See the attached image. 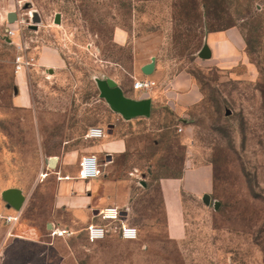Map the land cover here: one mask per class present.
Returning <instances> with one entry per match:
<instances>
[{
  "label": "rangeland",
  "instance_id": "374dc122",
  "mask_svg": "<svg viewBox=\"0 0 264 264\" xmlns=\"http://www.w3.org/2000/svg\"><path fill=\"white\" fill-rule=\"evenodd\" d=\"M9 25L19 27L12 41ZM218 31L238 52L202 58ZM18 44L35 57L23 71L27 106L15 102ZM139 80L155 85L136 90ZM191 88L199 101L175 109L166 92ZM106 92L150 98L151 115L126 119ZM111 122L128 138L116 179L139 238L112 231L92 242L78 227L70 244L80 264H264V0H0V191L24 190L21 220L47 232L56 188L42 177L55 169L47 159L88 146V128ZM188 153L212 164L214 188L209 204L185 196L186 233L174 240L158 182Z\"/></svg>",
  "mask_w": 264,
  "mask_h": 264
},
{
  "label": "crops",
  "instance_id": "0c3cea01",
  "mask_svg": "<svg viewBox=\"0 0 264 264\" xmlns=\"http://www.w3.org/2000/svg\"><path fill=\"white\" fill-rule=\"evenodd\" d=\"M118 35L120 38L124 37L122 32H119ZM207 37L213 55L221 50L238 52L235 41L231 40L227 31L210 32ZM16 80L18 85L16 92L21 93L15 97V102L27 106L30 102L28 93L30 89L25 81L24 73H18ZM179 82L175 78L172 84L176 85ZM120 93L123 97L136 101L150 100V98L137 99ZM166 94L172 98L173 106L177 110L192 106L200 99V93L195 88H191L187 92L173 90ZM112 108L118 112L113 106ZM118 113L124 116L120 112ZM150 115L151 112L148 115L126 117V119H139ZM97 126L106 130L102 138L85 137L91 141L88 146L75 147L47 159L49 164L51 158L57 159L54 170L45 169L42 173H46L45 176H42L43 180L54 179L56 181L54 221L48 223L47 232L44 233L29 222L20 219L21 209L26 201V193L21 187H9L21 189L25 197V201L19 209L11 206L3 197V192L9 188L0 191V264H80L70 242L75 239V235L79 231L78 227L85 230L90 223H107L96 216V212L100 208L108 205L117 206L125 213V219L130 223L128 219L130 208L123 206L125 198L129 196V191L127 187H124L123 179L118 177L116 179L117 169L115 167L116 159L122 157L127 151L128 138L122 133L119 123L111 122L109 128L104 124ZM184 145L187 146L186 141ZM187 150L190 151V148ZM189 153L185 157L183 167L178 175L162 177L158 182L166 215V232L168 237L174 240H181L186 233L185 196L203 198L205 194H210L214 188L212 164L207 162L194 164ZM90 154L96 155L99 159L100 175L94 179L84 180L79 176L80 161L83 156ZM66 176L69 178H65ZM11 215H19V219L8 222L5 217ZM54 226L72 230L75 233L70 236L53 235L51 228ZM112 231L111 228L107 236ZM115 234L119 237L117 233ZM82 264L108 263L87 261Z\"/></svg>",
  "mask_w": 264,
  "mask_h": 264
},
{
  "label": "built area",
  "instance_id": "2783aa9c",
  "mask_svg": "<svg viewBox=\"0 0 264 264\" xmlns=\"http://www.w3.org/2000/svg\"><path fill=\"white\" fill-rule=\"evenodd\" d=\"M18 28L19 27L15 28L13 25H9L6 29V37L9 39L13 38L16 35V33L19 31ZM18 48L21 49L22 52L20 51L18 53L17 58L15 60V64H16L15 70L17 73H20L28 70L30 66L34 64L33 62L35 57L26 54L21 44H18ZM153 85H155L153 81L139 80L136 81L134 88L136 90L149 89ZM105 133L106 130L103 127L91 126L88 128L85 137L98 139V138H102L105 135ZM99 166H100L99 159L96 155L90 154L83 156L80 161V169H79L80 178L84 180H90L98 177L100 175ZM45 175L46 173L42 174V176ZM65 178H69V176H66ZM96 216H98L101 220L106 221L107 223L105 224L90 223L86 226L85 232L87 238L90 241L94 242L106 238L111 228L115 233L119 235L120 238L124 240L134 241L139 238L138 227L136 225L128 223L127 220L125 219V213L117 206L114 205L104 206L96 212ZM5 219L8 222L17 221L19 219V215L6 216ZM110 225H112L111 228H109ZM74 233L75 232L72 230L61 229L57 226L51 228V234L57 236H61V235L70 236L73 235Z\"/></svg>",
  "mask_w": 264,
  "mask_h": 264
},
{
  "label": "water",
  "instance_id": "95a60500",
  "mask_svg": "<svg viewBox=\"0 0 264 264\" xmlns=\"http://www.w3.org/2000/svg\"><path fill=\"white\" fill-rule=\"evenodd\" d=\"M61 13H57L55 17V23L60 24L62 22ZM15 14L11 13L9 15L10 22H14ZM40 16H36L35 20L40 21ZM33 26H37L34 24ZM11 41V39H9ZM212 49L206 47L201 53L202 58L209 59L212 57ZM154 66H148L145 71L153 72ZM109 102L112 106L125 117H135L139 115H148L150 113V100L136 101L133 99L125 98L120 92L105 93ZM110 159V156H109ZM57 159L55 157L50 160V168L56 166ZM4 199L13 207L19 209L25 201V197L19 188H9L3 192ZM203 200L206 204L210 203V194H205Z\"/></svg>",
  "mask_w": 264,
  "mask_h": 264
}]
</instances>
